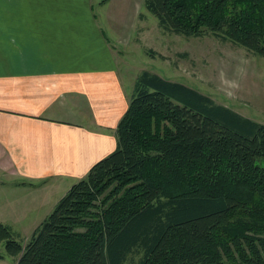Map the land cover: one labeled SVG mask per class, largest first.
Wrapping results in <instances>:
<instances>
[{"label":"trees","instance_id":"trees-1","mask_svg":"<svg viewBox=\"0 0 264 264\" xmlns=\"http://www.w3.org/2000/svg\"><path fill=\"white\" fill-rule=\"evenodd\" d=\"M103 1L100 2V4ZM158 27L264 59V0H143ZM116 148L73 184L15 264H264V125L143 71Z\"/></svg>","mask_w":264,"mask_h":264},{"label":"crops","instance_id":"crops-1","mask_svg":"<svg viewBox=\"0 0 264 264\" xmlns=\"http://www.w3.org/2000/svg\"><path fill=\"white\" fill-rule=\"evenodd\" d=\"M48 2L0 0V224L14 234L31 209L30 189L45 179L79 181L116 148L133 90L120 84L91 2L84 11ZM71 28L64 46L61 31ZM36 50L46 55L28 54Z\"/></svg>","mask_w":264,"mask_h":264},{"label":"rangeland","instance_id":"rangeland-1","mask_svg":"<svg viewBox=\"0 0 264 264\" xmlns=\"http://www.w3.org/2000/svg\"><path fill=\"white\" fill-rule=\"evenodd\" d=\"M89 1L94 6L93 10L98 12L99 22L102 21L100 25L110 39L109 47L117 63L122 87H132L136 76L148 71L186 84L217 104L264 125V59L214 37L184 38L166 33L145 11L143 0ZM101 1L103 8L98 6ZM84 3L85 0L48 2L49 7L63 5L65 10L76 9L77 6L80 9ZM92 16L96 18L94 13ZM61 32L60 41L66 46L68 33L75 34L76 28ZM28 54L43 58L46 52L36 50ZM45 181H42V187L28 191L31 209L24 213L22 226L14 228L17 234L13 239L22 246L69 188L78 182L69 176ZM5 214L0 211L1 216ZM16 260L6 252L5 242H1L0 264H15Z\"/></svg>","mask_w":264,"mask_h":264}]
</instances>
